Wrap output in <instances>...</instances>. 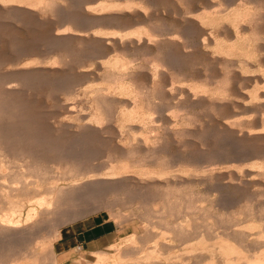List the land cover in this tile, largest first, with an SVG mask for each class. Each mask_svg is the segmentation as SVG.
Instances as JSON below:
<instances>
[{
  "label": "bare ground",
  "instance_id": "obj_1",
  "mask_svg": "<svg viewBox=\"0 0 264 264\" xmlns=\"http://www.w3.org/2000/svg\"><path fill=\"white\" fill-rule=\"evenodd\" d=\"M163 2L174 5L176 27L161 26ZM24 20L42 25L48 41L0 65V264L55 256L61 228L90 200L94 210L118 200L143 214L142 247H125L117 263L264 264V189L251 191L264 186V0H0V26ZM87 47L88 59L70 61ZM199 61L219 69L216 81L195 75ZM64 79L71 99L90 82V113L68 100L73 122L45 130L33 90ZM96 81L105 85L88 88ZM199 109L221 118L214 132L232 143L212 150L221 160L207 143L188 150L184 137L202 133L190 129ZM241 114L253 115L233 119ZM96 141L112 148L93 152ZM202 185L218 197L185 191ZM97 255L95 264L114 257Z\"/></svg>",
  "mask_w": 264,
  "mask_h": 264
},
{
  "label": "rangeland",
  "instance_id": "obj_2",
  "mask_svg": "<svg viewBox=\"0 0 264 264\" xmlns=\"http://www.w3.org/2000/svg\"><path fill=\"white\" fill-rule=\"evenodd\" d=\"M163 4L165 5V7L163 8V9H166L165 11V14L166 15H164L163 16V14L161 13V11L158 13V16L160 17V23L161 24H163V25H161V26H163V27H166L167 25V27H169L170 28V26H172V27H176L175 25H176V23H175V20H174V18H173V12H174V5L173 4H169L168 5V2H163ZM92 5H97V3L95 4H92ZM163 5V6H164ZM170 5L172 6L173 5V8L171 9V7H170ZM160 6H162V4L160 5ZM74 8H77V6L75 5V6H73ZM167 7V8H166ZM161 8V9H162ZM171 9V10H170ZM171 11V12H170ZM170 14H171V16H170ZM58 15V14H57ZM56 15V13L52 16V21H53V19H55L54 20V22H57V21H60V20H57L56 21V19H58L59 18V16L60 17H62L61 15H58L57 16ZM167 15H169V16H167ZM55 16L57 17V18H55ZM162 17V18H161ZM170 17H172V18H170ZM167 18V19H166ZM60 19V18H59ZM162 19V20H161ZM166 20V21H165ZM172 20H173V22H172ZM26 21V22H25ZM51 21V22H52ZM163 21V22H162ZM167 21H168V24H167ZM80 22V21H79ZM34 23V24H33ZM53 23V22H52ZM173 23V24H172ZM33 25V26H31V25ZM164 24H167V25H164ZM170 24V25H169ZM9 27L11 26V28H9L8 26H0V29H1V31H0V33H2V34H0V65L3 63V61H6L7 60V58H9V59H13V58H16L17 56H19L20 54V48L19 47H22V46H25V45H33V44H35V43H37V44H39V45H41L42 44V42L44 43V42H46V41H48L47 40V35H46V32H45V30H44V28H43V26L42 25H40L39 23H36V22H32V23H30L29 21H28V24H27V20H24L23 22H22V24L20 25V27L19 28H17L15 25H13V24H7ZM29 25V27H27ZM174 25V26H173ZM25 26V27H24ZM37 26V27H36ZM1 27H3V28H1ZM8 27V28H7ZM13 27V28H12ZM42 27V28H41ZM171 27V28H172ZM5 28H7V29H5ZM31 28V29H30ZM17 29V30H16ZM33 29H35V30H33ZM21 30V31H20ZM44 30V31H43ZM11 31V32H10ZM16 31H19L21 34H19L18 32H16ZM17 34H16V33ZM30 32V33H29ZM32 32V33H31ZM125 32V31H124ZM37 33V34H36ZM13 34V35H12ZM35 34H36V36H35ZM40 34L42 35V37L40 36ZM31 36V37H30ZM41 37V38H39V37ZM46 36V37H45ZM37 37V38H36ZM7 39V40H6ZM34 39V40H33ZM36 39V40H35ZM38 39V40H37ZM43 39V40H42ZM45 39V40H44ZM41 40V41H40ZM31 41H32V43H31ZM35 41V42H34ZM39 41V42H38ZM27 42V43H26ZM34 42V43H33ZM41 42V43H40ZM22 43H23V45H22ZM21 44V45H20ZM12 45V46H11ZM11 46V47H10ZM16 46H18V47H16ZM17 48H18V50H17ZM88 48V49H87ZM86 48V51H84L83 49H82V51L83 52H76L75 53V55H74V53H72L73 54V56H71L70 57V61L72 60V61H76V60H82V59H88V58H86L87 56H89L90 55V49H89V47H87ZM13 49V50H12ZM11 51V52H10ZM14 51V52H13ZM246 51V50H245ZM84 55H83V54ZM94 53V52H93ZM5 54H6V56H5ZM10 54V55H9ZM71 54V55H72ZM80 56H79V55ZM77 55V56H76ZM4 56V57H3ZM10 56V57H9ZM11 56H13V57H11ZM83 56V57H82ZM86 56V57H85ZM75 57V58H74ZM76 57H78V58H76ZM79 57H81V58H79ZM73 58V59H72ZM3 60V61H2ZM200 63H199V69H196V73H195V75L197 74V75H200V74H202V75H204V77H208V79H209V81L211 80V82H213V81H216V79H217V77H218V73H219V69L216 67V66H213V65H211V66H209L210 65V63H207V62H202V61H199ZM196 63V62H195ZM204 63V64H203ZM72 64H76V62L75 63H72ZM206 64V65H205ZM209 64V65H208ZM204 65V68L202 67H200V66H203ZM207 68H206V67ZM2 67V66H1ZM208 68H209V70H208ZM213 68V69H212ZM215 68V69H214ZM201 69H205L204 71L203 70H201ZM199 70H201V71H199ZM207 70V71H206ZM209 71H213L214 73H211V72H209ZM194 72H195V70H194ZM203 72H204V74H203ZM209 72V73H208ZM218 72V73H217ZM0 73L1 74H3L4 72H3V70L0 68ZM248 74H249V72H247ZM0 74V75H1ZM206 74H208V76L206 75ZM211 74V75H210ZM213 74V75H212ZM245 74H246V72H245ZM211 76V77H210ZM212 77H214L213 79H212ZM216 77V78H215ZM70 76H69V79L68 80H70ZM215 79V80H214ZM65 80V79H64ZM67 80V79H66ZM65 80V81H66ZM67 80V82H65V81H61V80H59V81H57L56 83L55 82H46V81H38L39 83H37V85H36V89H35V85L33 86L34 87V89L35 90H33V96H34V98H35V111L36 110H38V111H36V113H37V115H39L38 116V118H40L39 120H40V123H42L41 124V126L43 127V128H45V130L46 129H48L49 128V126H50V128H58L59 126H60V124H62V122L64 123V122H68V120H69V122H71L72 120L71 119H69V117H68V114L65 112L64 113V111H66V110H64V103L65 102H69L68 100H70V102H76L75 104H76V107H77V110L78 111H83L84 109L83 108H85V110L83 111L85 114H88V113H90V100H91V96H92V94L91 93H86V95L85 94H83V91H84V89L83 88H86L87 89V85H88V83L90 84V82H88V83H86L85 85H83V86H79L77 89H78V91L81 93L82 92V94H80L78 91V94H77V97H78V95H80L78 98L77 97H74V99H71L72 98V96L71 95H69L70 93V91H71V89H72V86H71V81H68ZM47 84H46V83ZM59 82H60V84H59ZM63 82V83H62ZM66 83V86H65V83ZM100 82V84H98ZM53 83V84H52ZM59 85H58V84ZM95 83V84H94ZM39 84H40V87H42L44 84L46 85H44V87H42V88H40V87H38L39 86ZM64 85V86H62V85ZM91 84H93V85H90V86H88V88H90L91 86H93V87H97L98 85L99 86H103V85H105L104 84V82H103V85H101L102 84V81H96V82H91ZM52 85V86H51ZM95 85V86H94ZM58 86H59V88H58ZM61 86V87H60ZM70 86V87H69ZM45 87H47V88H45ZM52 87L54 88V89H52ZM57 87V88H56ZM40 88V89H39ZM43 88H45V89H43ZM49 88H50V90H49ZM68 89H69V91H68ZM80 89V90H79ZM39 90H41L40 92H38ZM57 90V91H56ZM59 90V91H58ZM47 91V92H46ZM63 91V92H62ZM35 92V93H34ZM42 92V93H41ZM32 93V92H31ZM88 94H90L91 96H88ZM37 97H36V96ZM65 97V98H61V97ZM68 98H67V97ZM58 97V98H57ZM60 97V98H59ZM88 97H90V98H88ZM36 99H38V100H36ZM49 99V100H48ZM58 100H60V102L58 101ZM64 100V101H63ZM73 100H75V101H73ZM88 100V101H87ZM38 101V102H37ZM58 101V102H57ZM40 102V103H39ZM56 102V103H55ZM46 103V104H45ZM59 103V104H58ZM63 103V104H62ZM82 103V104H81ZM87 103V104H86ZM44 104V105H43ZM79 104V105H78ZM82 106H81V105ZM85 106H84V105ZM36 105H37V107H36ZM39 105H41V106H39ZM56 105H57V107H56ZM63 105V106H62ZM87 105H88V107H89V109H88V107H87ZM49 106V107H48ZM54 106V107H53ZM58 106H59V108H58ZM80 106V107H79ZM39 107V108H38ZM46 107V108H45ZM63 107V108H62ZM43 108V109H42ZM48 108V109H47ZM61 108H62V110H61ZM79 108H80V110H79ZM82 108V109H81ZM87 108V109H86ZM45 109V110H44ZM47 109V110H46ZM60 109V110H59ZM40 110H42L43 112H41ZM86 110H87V113H86ZM47 112V113H46ZM50 112V113H49ZM54 112H56V113H54ZM60 112V113H59ZM62 112V113H61ZM41 113H42V115H41ZM44 113L46 114V115H44ZM64 113V114H63ZM203 113V114H202ZM57 114V115H56ZM62 114V115H61ZM48 115V116H47ZM55 115V117H53ZM59 115V116H58ZM66 115H67V119H66ZM210 115V116H209ZM245 114H241V115H237V116H234V118L233 119H235V118H243V119H245V118H250L251 117V115H253V114H247V115H245ZM45 116H47V117H45ZM214 116V117H213ZM242 116V117H241ZM43 117H45L44 119H43ZM197 117V118H196ZM51 118V119H50ZM53 118H56V119H54L53 120ZM67 120H65V119ZM200 118V119H199ZM49 119V120H48ZM57 119H58V121H57ZM195 119V120H194ZM45 120H46V122H45ZM63 120H65V121H63ZM202 120V121H201ZM217 120V121H216ZM43 121V122H42ZM55 121H57V122H55ZM192 125L190 126V129L191 130H200L199 128L200 127H202V133L200 134V136H199V134H195L194 136H187V137H184V140H186V141H188V142H191V143H189V148H188V150L190 151V152H193L195 149H197L196 148V146H198L199 147V145H200V142L201 143H207L206 144V146H205V148H207L208 150H211V156H209L210 158H212V159H214L213 157H215V159H217V160H221L222 159V157L220 156V155H218V154H215L212 150H214L215 152H217V151H219L220 149H222V148H225V149H227L228 147L230 148L231 146H232V143H230V141H225L226 142V145H225V142L223 141V143H222V141L221 140H219L220 138H218V136L215 134V132H214V130H218V126H219V124H220V121H221V118H217V117H215V115H211V113H208V111H206V110H201V112H200V109H199V111H197L196 113H195V115L193 116V119H192ZM215 121V122H214ZM54 123V124H51V123ZM59 122H61V123H59ZM73 122V121H72ZM210 122L211 123H213L212 125L210 124ZM45 123V124H44ZM196 123V124H195ZM205 123V124H204ZM207 123H209V124H207ZM215 123H217V124H215ZM47 124H49V125H47ZM197 125H199V126H197ZM205 125V126H204ZM216 125V126H215ZM54 126H56V127H54ZM195 126V127H194ZM209 126V127H208ZM211 126V127H210ZM112 127V126H111ZM216 129H215V128ZM193 128H195V129H193ZM197 128V129H196ZM210 130H209V129ZM206 129V130H205ZM115 130V129H114ZM114 130H113V128H112V131L114 132ZM117 131V130H116ZM210 131H212V132H210ZM207 132V133H206ZM206 133V134H205ZM209 133V134H208ZM214 133V134H213ZM212 134V135H211ZM210 135V136H209ZM213 135H214V137H213ZM197 136V137H196ZM199 136V137H198ZM201 136H203V139H202V137ZM209 137V139H208V137ZM216 136V137H215ZM195 139H194V138ZM207 137V138H206ZM212 137V138H211ZM213 138H214V140H213ZM216 138V139H215ZM181 139V138H180ZM183 139V138H182ZM199 139H200V141H199ZM205 139H206V141H205ZM209 141H208V140ZM191 140H194V141H191ZM196 140H198V141H196ZM211 140V141H210ZM213 141V142H212ZM101 142L102 141H96V142H93V144L91 143V145H93V146H91V148L93 149V152H96V153H98V154H102L103 153V151L104 150H107L108 148H109V146L112 148V145L109 143V142H102L103 144H101ZM172 142H173V140H172ZM196 142V143H195ZM198 142V143H197ZM211 142V143H210ZM216 142V143H215ZM97 143V144H96ZM99 143V144H98ZM105 143H107V144H105ZM174 143V144H173ZM173 143H171L170 144V149H169V151H171L170 152V154H173L174 155V153H178V151H179V147H180V145H179V143L178 142H173ZM197 144V145H195V144ZM219 143H221V145L219 144ZM110 144V145H109ZM173 144V145H172ZM216 146H215V145ZM227 144H228V146H227ZM96 145H98V147L96 146ZM104 145V147H102ZM107 147H106V146ZM172 145V146H171ZM178 145V146H177ZM193 145L195 146V147H193ZM212 145V146H211ZM222 146V147H221ZM192 147V149H194V150H192V149H190ZM212 147V148H211ZM214 147H216V148H214ZM103 148V149H102ZM105 148V149H104ZM176 148V149H175ZM211 148V149H210ZM218 148V149H217ZM96 151H95V150ZM173 151V152H172ZM195 152V151H194ZM213 153V154H212ZM196 154V153H195ZM215 154V155H214ZM218 155V156H217ZM213 156V157H212ZM217 156V157H216ZM100 159H102V160H105L106 158L105 157H103V155H100ZM200 159H201V157H199ZM214 159V160H215ZM216 160V161H217ZM203 186V185H202ZM200 187V186H193V187H191V188H186V190L185 191H187V190H189L190 189V191L192 190H195L194 188H196L197 190H195V191H193L196 195H199V196H204V194H205V189L207 188V187H205V186H203V187ZM193 188V189H192ZM254 189H264V186H262L261 188H252V190L251 191H253ZM200 190H202V191H200ZM200 192H202V194L200 193ZM254 192V191H253ZM204 193V194H203ZM201 194V195H200ZM215 196H217L216 195V193L214 194ZM215 196H211L210 198L208 197V195H205L204 197L206 198V199H213ZM218 197V196H217ZM99 201V200H98ZM262 201H264V197L262 198ZM89 202V201H88ZM88 202H85V207L86 208H89L88 210H87V213L85 214V216L83 215V217L81 216L80 218H78V219H76V221L74 222V221H72V222H70L69 224H67V225H65V226H63L62 228H61V238L58 240V241H56V243H55V252H56V254H55V256L53 255H48V254H45V256H43V257H45L44 258V260H42V263H40V264H50L52 261H54V260H56L57 262H58V264H95L96 263V261L98 260V255L96 256V257H93V258H91V259H88V260H86L82 255H81V253L79 252V251H77L76 250V248H73V242L71 241V240H66L65 239V237H66V234H67V232L68 231H70L72 228H74V227H80V228H82V229H85V228H87V227H89V226H91V224H94V222H98V221H100V222H102V221H108L109 222V224H111L112 226H116L117 227V229H118V231H119V235L117 236V240H116V242H115V244L113 245V246H111V248L108 250V251H106L105 252V254H106V256L107 257H113V258H109L110 260H109V263L110 264H113L114 263V261L113 260H115L116 262L114 263V264H121L120 262H118L117 263V258H118V254H120L121 252L120 251H122V250H125V249H127V248H129L130 246H132V247H138V248H140V247H142V241H141V239L143 238L142 236L144 235H146V233H147V231H145V228L143 227V225L141 224V217H139V216H143V214L141 213V212H139L138 210H131V209H129V207H126V206H124V205H122V203H119L118 202V200H112L111 202L113 203V204H115V206H110V207H112V208H110L109 206L108 207H102V209H100V208H98L97 210L95 209L94 210V206L95 205H99L98 203L99 202H97V203H95L94 202V200L92 201V200H90V203H88ZM93 202V203H92ZM100 202H101V200H100ZM209 202V201H208ZM119 203V204H118ZM254 203H256L257 204V202L256 201H254ZM90 204V205H89ZM92 204H94V205H92ZM204 204H207V201H205L204 202ZM118 205V206H117ZM119 207V208H118ZM107 208V209H106ZM117 208V209H116ZM92 211H91V210ZM110 209H112V210H110ZM124 209V210H123ZM123 212H121V211ZM213 211H215V210H213ZM91 212V213H90ZM119 212V213H118ZM126 212V213H125ZM132 212V213H131ZM135 214H134V213ZM121 213V214H120ZM136 213H138L137 215H136ZM141 213V214H140ZM123 214V215H122ZM126 214V215H125ZM128 214H130V215H132V216H130V215H128ZM140 214V215H139ZM122 215V216H121ZM127 215H128V217H127ZM117 216V217H116ZM121 216V217H120ZM126 216V218H124ZM135 216H137V217H135ZM131 217V218H130ZM133 217V218H132ZM129 218H130V220H129ZM136 218V219H135ZM126 219H127V221H126ZM132 220V221H131ZM140 220V221H139ZM130 221V222H129ZM126 222V223H125ZM47 229V228H46ZM138 230V231H137ZM134 234H136V235H134ZM133 235H134V237L136 238H134L133 237ZM142 235V236H141ZM133 237V238H132ZM138 237V238H137ZM130 239L132 240V241H135V242H132L131 243V241H130ZM141 243H140V242ZM136 242H138V243H136ZM129 243V244H128ZM133 243H134V246H133ZM130 244H132V245H130ZM63 246H67V247H69V248H67L66 250H65V252H63L64 251V249H62L63 248ZM126 247V248H125ZM119 248V249H118ZM122 248V249H121ZM125 248V249H124ZM117 250V251H116ZM119 250V251H118ZM115 255H116V257H115ZM142 255H144V253H141L138 257H140V256H142ZM111 259H113L112 260V263H111ZM52 264V263H51Z\"/></svg>",
  "mask_w": 264,
  "mask_h": 264
},
{
  "label": "crops",
  "instance_id": "obj_3",
  "mask_svg": "<svg viewBox=\"0 0 264 264\" xmlns=\"http://www.w3.org/2000/svg\"><path fill=\"white\" fill-rule=\"evenodd\" d=\"M118 235L119 231L116 226H112L108 221H98L85 229L80 227L72 228L67 232L65 239L71 240L73 248H76L88 260L96 257L98 253L108 251L115 244ZM61 236L60 232V238ZM67 248L69 247L63 246V252Z\"/></svg>",
  "mask_w": 264,
  "mask_h": 264
}]
</instances>
